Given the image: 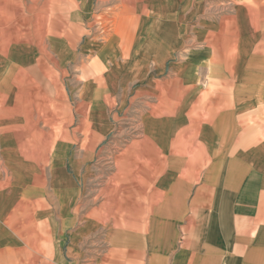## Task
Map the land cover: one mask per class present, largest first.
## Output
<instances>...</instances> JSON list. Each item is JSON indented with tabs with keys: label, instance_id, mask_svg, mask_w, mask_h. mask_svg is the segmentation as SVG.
<instances>
[{
	"label": "crops",
	"instance_id": "1",
	"mask_svg": "<svg viewBox=\"0 0 264 264\" xmlns=\"http://www.w3.org/2000/svg\"><path fill=\"white\" fill-rule=\"evenodd\" d=\"M183 3L0 0V122L8 115L5 85L13 77L15 83L23 82L18 69L24 67L21 52L29 45L21 40L16 4L30 6L22 14L33 13L35 21L28 33L38 40L28 53L38 46L61 64L67 54L73 56L77 38L85 36L89 23L101 18L108 27L95 29L94 35L106 34V40L80 42L81 54H95L89 67L100 76L103 94L111 93L107 88L114 85L113 93L119 100L129 98L136 112L137 137L95 146L98 160L105 150H118L109 174L119 190L113 206L81 209L80 216L73 217L77 210L70 192L64 191V204L58 207L63 239L72 224L81 221L79 231L69 237L68 252L74 244L87 246L88 230L96 227L108 230L112 254L133 264H264V0H237L202 13L204 7L194 0L185 4L192 8L189 13ZM140 4L149 6L148 12L146 7L138 12ZM152 4L168 6L169 14L152 10ZM186 16L192 24L189 32L183 24ZM250 37L253 43L246 45ZM173 53L177 57L169 60ZM245 53L253 55L248 59ZM26 58L28 62L30 55ZM89 86L82 91L92 94L96 105L101 83L87 92ZM34 115L31 110L25 126L11 129L23 139L21 133L36 132ZM8 128L0 123V150L10 147L2 138ZM28 145L33 148V141ZM0 163L6 167L3 172L9 168L7 181L9 161L2 156ZM52 220L57 228L56 217ZM14 223L0 213V264H13L25 251L9 246L8 229L18 232ZM25 224L32 238L24 244L38 252L33 220ZM58 258L55 254V262ZM37 261L32 256V264Z\"/></svg>",
	"mask_w": 264,
	"mask_h": 264
},
{
	"label": "rangeland",
	"instance_id": "2",
	"mask_svg": "<svg viewBox=\"0 0 264 264\" xmlns=\"http://www.w3.org/2000/svg\"><path fill=\"white\" fill-rule=\"evenodd\" d=\"M187 2L188 0H184L182 6L184 11L188 10V5H185ZM235 2L237 0H194L195 4L204 7L200 13L217 11L224 5L230 7ZM28 7L30 6L26 4L13 6V11L19 12L17 18L19 21L16 24H19L20 33L24 32L21 40L29 45L21 52L25 56L24 67L18 69V80L22 77L23 82L15 83L16 79L13 77L5 85L6 90L8 89L5 93L8 95L6 104L8 115L0 122L1 125L9 127V130L2 133V138L5 137L4 140L10 144L7 150H0V157L7 158L11 170V178L6 181L4 173L6 172L8 177L10 171L8 168L3 172L6 167L0 163V200L4 201L0 205V213H7L9 224L16 222L14 224L18 232L11 228L7 231L9 246L13 243L12 247L25 248L24 252L18 253L19 259L13 264H32V256L38 259L36 264H133L134 260H124L112 254L111 246L107 243L109 240H106L105 235L108 230L102 228H90L87 246L74 244L71 246L74 250L68 252L66 248L69 246V237L79 231L81 221L78 218L72 224V229L67 231L66 239H63L65 225L58 211V207L64 204L65 190L70 192L72 206L77 210L73 217L75 215L79 217L81 209L90 212L95 206L104 204L106 210L110 209L113 206L112 202L117 201L115 198L119 196L117 185L110 181L109 175L114 164L113 158L117 155L114 153L118 150H105L104 158L98 160L95 156V146L97 142L101 144L110 141L121 142L138 135L136 112L132 109L129 98L119 100L116 92L113 93L115 88L111 84L107 88L111 93L104 95L105 88L102 86L100 76L93 73L89 67L95 54H81L80 42L91 38L98 43L104 42L106 34L94 35V32L99 27L106 30L108 26H103L101 18L90 22L85 36L77 38L75 44L77 48L73 56L67 54L66 63L61 64L57 62V58H53L54 54L44 52V49L39 51L38 46L36 51L28 53V50L35 47L31 43L36 44L38 40L37 36L28 33L29 28L35 25L33 13L22 14ZM145 7L148 12L149 6L137 5L138 12H143ZM151 7L152 10L154 7L169 14L168 6L152 4ZM190 9L188 13L192 11V8ZM187 16L183 24L185 27L187 25L188 29L185 31L189 32L192 24ZM75 23L78 25V21ZM252 43L250 37L245 44ZM246 45L244 50L247 51L249 47ZM29 55L30 60L27 62L26 56ZM245 55L249 59L253 54ZM176 57V53H173L169 60ZM34 58L40 59L39 62H34ZM107 72L110 74L111 70ZM111 79L114 81V76ZM98 82L101 83L99 103L92 105V94L88 91L96 87ZM86 83L90 84L88 93H83L82 88ZM15 109L21 113H18L19 116ZM31 110L34 111L35 115L32 118L36 121L38 130L31 135L21 133L23 139L18 133H14L11 127L25 126L28 119L25 116L30 114ZM28 139L33 141V148L28 145L30 141ZM15 142L18 144L15 145ZM58 148L59 152L56 150ZM8 155L12 156V159ZM97 162L100 164L96 165ZM54 216L57 228L53 224ZM27 219L33 220L34 229L38 232V252L37 247L32 251L30 244L29 247L24 244V241L32 238L31 229L29 231L24 229ZM58 240L60 244H53ZM63 240L66 241L64 244ZM55 254L59 256L57 262ZM144 264L151 262L144 261ZM167 264H170V261Z\"/></svg>",
	"mask_w": 264,
	"mask_h": 264
}]
</instances>
